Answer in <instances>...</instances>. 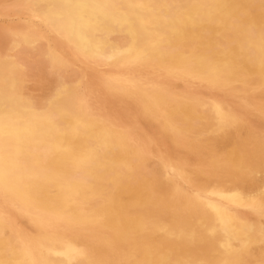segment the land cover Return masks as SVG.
Instances as JSON below:
<instances>
[{
    "label": "bare ground",
    "instance_id": "bare-ground-1",
    "mask_svg": "<svg viewBox=\"0 0 264 264\" xmlns=\"http://www.w3.org/2000/svg\"><path fill=\"white\" fill-rule=\"evenodd\" d=\"M29 1L28 12L18 4L8 10L20 15L21 23L0 29V264L264 263V223L252 221L251 231L247 219L237 214L238 209L257 210L264 204V167L249 163V132L240 130L235 136L223 130L219 120L225 111L209 105L208 119L195 131L208 147L202 154L207 176L195 178L200 193H177L159 167L155 175L160 179L152 178L154 174L132 179L137 158L130 160L119 133L86 114L82 102L73 101L72 75L53 72L51 48L37 49L38 42L28 37V18L57 20L59 25H50L56 30L55 45L69 43L75 54L91 60L162 59L185 73L222 82L246 75L264 85V0ZM202 32L210 41L200 39ZM238 34L241 50L216 49ZM29 52L37 55L30 67L23 60ZM13 59L23 69V88ZM189 68L193 70L186 72ZM123 83L126 89L132 86L129 79ZM149 103L156 107L157 99ZM189 113L187 107L175 116L185 121ZM217 152L225 162L215 158ZM240 152L251 168L249 174L236 176L233 166ZM223 167L227 178L220 177ZM169 193L172 198H165ZM153 195L162 196L163 207L145 210ZM11 210L20 224L10 219Z\"/></svg>",
    "mask_w": 264,
    "mask_h": 264
},
{
    "label": "rangeland",
    "instance_id": "rangeland-1",
    "mask_svg": "<svg viewBox=\"0 0 264 264\" xmlns=\"http://www.w3.org/2000/svg\"><path fill=\"white\" fill-rule=\"evenodd\" d=\"M231 1H235V0H231ZM17 4L20 6L19 8H22L24 11L26 12L30 11L31 4L29 0H26V1L15 0V2L14 0L13 1L12 0H0V13H1L0 14V29L7 28V27L13 28V27H16L17 24L22 22L23 18L20 17V15L12 16L8 14V10L12 6H15ZM250 4H252V1L250 2ZM252 6H255V2L252 4ZM12 17H15V18H12ZM20 18L21 20L19 21ZM28 19H32V21L37 20V22L36 21L32 22L30 20L29 22L31 23L28 22V24L31 25L30 27L31 30L29 33H31V36L33 34V37L35 39L37 38L35 40L33 37L31 38L29 34L28 36L29 40L34 42V44L38 42L36 44L37 49H42V48L48 49L47 47H49V49L51 48L50 50L48 49L49 50L48 52H50L52 56L51 57V60H52L51 66L53 67V68L51 67L52 71L55 73H59V74L72 75L71 78L73 80L70 81L69 86L70 87L73 86L71 87L73 90L70 88L73 91L72 92L73 101L82 102L85 105L86 114L90 116H96L99 119H102V122L104 124L109 125L116 132H118L122 139L124 149L129 151L128 154L131 156L130 160L133 161L134 159L137 158V160L133 161V163L137 165V168L135 169L136 172L135 171L133 172L134 177H132V179L133 178L136 179L137 176H142L146 179H149V177H151L153 174L155 175L156 169L158 170L160 168L159 171H162L164 174H166L165 175L166 178L164 177L163 180L165 182L167 181L168 184L170 185L172 183L171 186H173V188H176L177 193L179 192L181 193V195H189L191 194V192L200 193L198 191L199 189L196 184L195 178L200 177V176L203 178L207 176V173H206L207 171H205L207 161L205 162L206 159H204V156H202V154L203 152L206 151L205 149H208V147H207L204 137L201 135L199 136L195 131H197L196 129L197 126H200L202 123H204L208 119L209 112L207 109L209 108V105H212V104L220 106L225 111V115L223 116V118L219 120L221 128H223V130H228V131H231L232 133L234 132L233 135L235 136H237L235 133L238 134L240 130L245 131L246 133L248 132L250 133V134L249 133L247 134L248 139L250 141V150H252L249 163L250 164L254 163L255 165L264 167V158H262V155H264L263 154L264 153V132H263L264 127H260L261 124H264L262 123L264 122V111H262L264 110V99H263L264 98V85L256 84L254 80L251 78L252 76L248 77L247 79L246 75H240L234 81L222 82L220 79L216 77H212V76L205 77L202 73H199V72L185 73L183 71H178L173 68V65L170 62L167 63L166 61L162 59L160 60L149 59L145 63H134L129 58L125 59V61H122L120 59L113 60V61L91 60L84 56H79L77 53L75 54L74 53L75 51L72 49L73 47L69 43L67 44L65 43L64 45L62 44V46L60 47L55 45V43L53 42L54 36L52 35H54V32L56 30L53 29L50 25H53V24L59 25L57 20L50 22L47 19H43V18L35 19L34 17H32ZM11 20L13 21L11 22ZM11 24L12 25L14 24V26H12ZM35 29H37L38 33L36 32ZM238 35L239 36H230L229 41L226 44H223V45L220 44L219 46H217L216 49L222 53H227V51H229L233 47L234 48L236 47L237 49L241 50L242 41L238 40L240 39V34ZM199 37L202 41H210V39L206 38V36L204 37V32H202ZM47 42L50 43L48 46H47L48 44ZM53 44L56 47H54ZM54 48L58 50L56 51ZM63 50L65 51L63 52ZM53 51L55 52V54L53 53ZM66 52L67 53L69 52V53L67 54ZM73 53L75 54V56L73 55ZM30 54H32V56H30ZM26 55L27 56H25V54L23 55V60H24V63L28 65V67H30V65L33 66L35 65V63H37V62L34 63V61H37L35 60L37 59L36 53L29 52V53H26ZM33 55H34V59H32ZM69 56L71 58H69ZM29 57L31 58L29 59ZM85 59L88 60V62ZM13 62H14V67H15L13 71H14L15 76L21 80V81L19 80L20 82L18 81V83L21 84V87L19 86L18 83L17 84L20 88H23L25 80H26V78L22 77L23 69L19 68L20 65L17 63L15 59H13ZM77 62L82 64V66L78 64ZM106 68H109V69L106 71L104 70ZM99 69L100 71H98ZM192 70H193L192 68H189L188 70H186V72L192 71ZM110 71L116 72L117 76H115L116 73H111ZM97 75H99L98 76L99 78L97 77ZM100 76L102 79H100ZM84 77L86 80L83 79ZM94 79L96 80V82ZM126 79H129V83L132 85L129 88L127 87V89L122 87L124 84L123 82ZM89 80L91 82H89ZM93 82L95 83L93 84ZM180 84H181V88H180ZM236 85L239 88H235L237 87ZM79 93L82 94L83 96L80 95ZM140 95H143V96H140ZM254 96L256 98L258 97L260 98L256 99ZM151 99H157L156 107H154L151 103H149ZM112 104H113V107H112ZM197 105H199V107ZM162 106H163V109H162ZM187 107H190V113L188 114L187 119L185 121L179 120L176 117L178 115V112L184 111V109H186ZM93 111H94V114L92 113ZM98 113H101V114H98ZM104 114L106 115V117H103L105 116ZM149 118L151 119V122ZM138 120H140L141 123ZM112 121L115 123H113ZM253 123H255V125ZM123 124H124V127H123ZM239 124L240 125L243 124L240 126L241 128L239 127ZM142 125L144 128L142 127ZM190 125L191 127H189ZM237 126H238V129L236 128ZM155 130H157L156 131L157 133L154 132ZM162 132H164L165 134ZM234 139L236 140L235 137ZM235 140H233V144L231 145L232 148L235 147L234 145ZM253 141L257 143L255 144ZM170 147H171V150H170ZM178 152L179 154H177ZM173 154L176 158L173 156ZM243 155L244 153L242 152L239 153V160L236 166H233L234 168L233 171H235L236 176H239L242 174L244 175L249 174V170L251 168L250 166L252 164L250 165L249 163H247V161H244L246 160V158H244L245 155L244 156ZM215 158H217L219 162H225L223 155L219 152L216 153ZM200 161H202L201 164L199 163ZM255 162L259 164H256ZM188 172H191V173L188 174ZM228 174L229 173L226 172L223 167V169H221L220 171V177L224 175L222 177L225 178L226 175ZM154 175L152 176V178L156 177V175L155 176ZM156 178L160 179V176ZM164 197L172 198V193H169L168 196H164ZM162 205H163L162 196L159 195L155 197L153 195V201L145 205V208H146L145 210H151V209L159 210L163 207ZM238 210L239 211L237 212V214L247 219V221L249 222L250 224L249 228L251 231L254 228L252 221L256 220V221H259L260 223L262 222L264 223V204H262L260 208L257 210L252 209V208H241ZM13 211L14 210L10 211L11 213L10 219L20 224L19 216ZM251 219H254V220H251ZM98 230H100L99 231L100 234H105L106 232L103 229H98ZM260 264H264V263H260Z\"/></svg>",
    "mask_w": 264,
    "mask_h": 264
}]
</instances>
